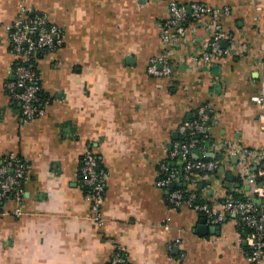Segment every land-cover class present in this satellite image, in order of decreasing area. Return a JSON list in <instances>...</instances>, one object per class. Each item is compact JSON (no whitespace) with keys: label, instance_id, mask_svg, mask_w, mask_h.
<instances>
[{"label":"crops","instance_id":"1","mask_svg":"<svg viewBox=\"0 0 264 264\" xmlns=\"http://www.w3.org/2000/svg\"><path fill=\"white\" fill-rule=\"evenodd\" d=\"M169 1L0 0V162L15 153L31 165L23 213L10 199L2 207L0 264H110L117 249L128 264H250L235 216L220 234L200 235L204 216L170 205L157 181L162 164L181 170L182 160L170 155L183 140L179 127L209 104L220 148L207 156L219 160V174L201 177L197 187L180 176L176 188L196 187L218 208L230 197L258 198L231 152L264 148L254 100L264 80V0H179L219 14L190 18L166 43ZM23 6L64 36L57 51L35 56L46 101L29 122L7 89L16 60L7 26ZM216 32L228 53L205 62L200 56ZM162 54L173 73L154 77L148 66ZM87 150L108 172L101 223L79 172ZM201 155L197 149L192 158Z\"/></svg>","mask_w":264,"mask_h":264},{"label":"built area","instance_id":"2","mask_svg":"<svg viewBox=\"0 0 264 264\" xmlns=\"http://www.w3.org/2000/svg\"><path fill=\"white\" fill-rule=\"evenodd\" d=\"M169 8L170 17L162 28V38L166 43L171 41L173 34H179L184 30V23L190 18L198 20L209 14L217 16L219 14L218 11L215 12L198 2L184 4L179 0H170ZM225 11L228 12L229 9L225 8ZM7 30L16 57L13 79L8 82L7 89L14 102L19 103L23 120L29 122L44 113L45 104L40 97L41 80L36 69L35 56L42 52L57 51L64 44V36L60 28L48 22L45 15L30 14L24 6L17 19L7 26ZM223 37V33H215L210 48L200 56L203 61L210 62L212 57H222L228 53V50L221 45ZM147 71L154 77H168L172 75L173 67L168 56L162 54L151 60ZM254 100L261 108L258 119L264 129V80L261 92ZM214 118L213 108L209 104H204L198 108L193 119L180 125V135L189 139L176 140L170 155L181 159L183 166L180 170L162 164L161 176L157 184L169 190L167 200L170 205L187 206L201 213L208 224L220 225L227 217L235 216L239 220L240 227L245 229L243 240L248 247L247 257L250 264H264L263 206L256 204L254 199L237 200L230 197L218 208L202 199L196 188L192 190L170 188L181 174L196 186L201 177L211 175L219 169V160L207 156L211 149L220 148V144L211 134ZM197 149L202 152L201 157L192 158L193 151ZM232 149L231 154L239 158L240 176L254 186L255 196L264 200V148L247 149L236 146ZM250 166L255 168L251 173H249ZM30 168V163L15 153L7 154L0 162V214L8 199L17 203L16 215L23 213L20 204L25 196L24 183ZM79 172L83 185L88 189L87 199L95 212L94 218L101 223L108 172L100 168L98 157L92 150H87L82 156ZM110 264H128V260L123 251L117 249Z\"/></svg>","mask_w":264,"mask_h":264},{"label":"water","instance_id":"3","mask_svg":"<svg viewBox=\"0 0 264 264\" xmlns=\"http://www.w3.org/2000/svg\"><path fill=\"white\" fill-rule=\"evenodd\" d=\"M235 161H237V157L234 158ZM228 177L233 180L234 176H232V174H228ZM240 185V184H239ZM176 187V183L173 182L171 185H170V188H175ZM254 202L256 204H261L263 201L262 199L260 198H254ZM220 229H221V226L220 225H208L207 223V219L204 217L203 219H201L200 221V225L198 226V233L200 235H203V234H208L209 232H212V233H215L217 232V234H220ZM246 244V242H245Z\"/></svg>","mask_w":264,"mask_h":264},{"label":"trees","instance_id":"4","mask_svg":"<svg viewBox=\"0 0 264 264\" xmlns=\"http://www.w3.org/2000/svg\"><path fill=\"white\" fill-rule=\"evenodd\" d=\"M40 97H41V99H42V101L43 102H45L46 101V99L42 96V94H41V91H40ZM182 139H183V141H186V140H188L189 138H187V137H182ZM216 174H219V169L216 171ZM181 176H184L183 174H181ZM197 187V186H196ZM195 187V188H196ZM86 188V187H85ZM176 188V187H175ZM172 189V188H171ZM197 189V188H196ZM88 190V189H87ZM197 191L199 192V189H197ZM232 198H234V199H237V200H245V199H249V197H246V196H234V197H232ZM250 199H252V198H250ZM243 230H244V233H245V229L243 228V227H241ZM241 229V230H242ZM247 249H248V247H247Z\"/></svg>","mask_w":264,"mask_h":264}]
</instances>
